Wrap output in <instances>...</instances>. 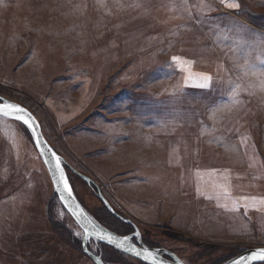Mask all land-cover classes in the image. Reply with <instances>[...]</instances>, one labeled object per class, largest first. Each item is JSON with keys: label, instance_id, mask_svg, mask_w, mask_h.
Wrapping results in <instances>:
<instances>
[{"label": "rangeland", "instance_id": "1", "mask_svg": "<svg viewBox=\"0 0 264 264\" xmlns=\"http://www.w3.org/2000/svg\"><path fill=\"white\" fill-rule=\"evenodd\" d=\"M0 94L91 179L70 174L104 227L98 192L187 264L264 246V0H0ZM82 235L28 129L0 116V264H95Z\"/></svg>", "mask_w": 264, "mask_h": 264}, {"label": "water", "instance_id": "2", "mask_svg": "<svg viewBox=\"0 0 264 264\" xmlns=\"http://www.w3.org/2000/svg\"><path fill=\"white\" fill-rule=\"evenodd\" d=\"M0 101H5V102H11V103H15V104H19L22 107H25L24 105H22L21 103L9 99L7 97H4L0 94ZM29 112L32 113V115L35 117V119L37 120V122L39 123L38 119L36 118V116L34 115V113L29 110L27 107H25ZM0 116L3 117H7V118H11V119H15L14 116H5L2 113H0ZM22 123V122H20ZM27 128V126H25ZM28 129V128H27ZM28 131L30 132V136H31V140L35 146V143L32 139V132L31 130L28 129ZM39 133H40V137L43 141L46 142L47 147H45L43 149L45 155H41L40 153V149H38L36 146V150L38 152V154L40 155L52 182V186L54 191L56 192L57 198L60 201V203L63 205V207L67 210V212L71 215V217L75 220V222L79 225V227L81 228L83 235H82V249L85 252V254L87 256H89L91 258V260L95 263V264H106L104 262V260L101 257V254L94 252L93 250H91L90 248H88L87 246V241L89 237H92L93 239L99 241L100 243L109 245L113 248H115L116 250H119L135 259L141 260L142 262L146 263V264H153V258L152 257H148L147 259H145L144 255H141L140 257H136L135 254L133 252L130 251H126L125 249L132 247L133 245L136 246L137 248H142V249H149L151 251H153L155 253V256L157 257V261L159 260H163L165 262V264H187L185 263L174 251L167 249L165 247H153V246H147L143 241H142V236L141 233L139 231V229L137 228V226L135 225V223L127 218V217H123L120 214H118L113 208L112 206L109 204V202L107 201V199L103 196V194L101 192H98V196L100 197V199L103 201V203L106 205V207L108 208V210L110 212H112L116 217L120 218L122 221L128 222L130 223L133 227L134 230L128 234H120L117 233L107 227H104L103 225H101L99 222H97L90 214L89 212L86 210V208L84 207V205L81 203V201L77 198L74 190H73V198L69 199L66 202H63L60 200V193L57 190L56 186H55V182L53 180V174L51 171V167L49 164L46 163L47 160L51 159V152L48 151V148H51L52 151H54L57 155H59L62 159L63 162V167H64V171L66 173V175L68 176L67 173V169L66 167H68L70 169L71 172H73L74 174H76L77 176L81 177L82 179H84L86 182L90 183L92 182L91 179L83 174L82 172H80L79 170L73 168L72 166H70L65 159L63 158V156L54 148V146L46 139V137L44 136L42 129H41V125L39 123V129H38ZM69 177V176H68ZM70 185L72 186V183L70 181ZM73 187V186H72ZM64 195H67V193H64ZM81 210H83V215H80ZM93 223L99 225L101 228H103L104 233H111L112 236L115 238V240H120L123 239L124 236H129V237H135L136 240L130 239L128 241V244L125 245V248H119L117 246V244L115 242H109L106 239H100L99 237H97L94 233L95 231H97L98 229L93 227ZM87 231L88 236L87 238L85 237V232ZM138 233V235H137ZM260 247H264V246H258V247H251L248 248L246 250L241 251L238 254L233 255L232 257L228 258L227 260H225L224 262L220 263V264H232V260L237 258L239 255H250V253L252 251H254L257 248ZM166 254L168 257L163 256L162 254ZM260 260H256V261H252V263L258 262Z\"/></svg>", "mask_w": 264, "mask_h": 264}, {"label": "snow or ice", "instance_id": "3", "mask_svg": "<svg viewBox=\"0 0 264 264\" xmlns=\"http://www.w3.org/2000/svg\"><path fill=\"white\" fill-rule=\"evenodd\" d=\"M229 8H237L238 5L234 3L228 4ZM174 61H179L180 57H172ZM190 63V62H186ZM202 79L204 80V83L199 85L200 87H208L211 77L207 75H203ZM0 113H2L5 116H14L15 119L18 122H22L21 126H27L29 130L32 132V139L35 143V146L40 149L41 155H45L43 149L47 147L46 142L43 141L40 137V133L38 131L39 129V123L35 119V117L32 115L31 112H29L25 107H22L19 104L11 103V102H5L0 101ZM48 151L51 152V159L47 160L46 163L50 165L51 171L53 174V180L55 182V186L57 190L60 193V200L63 202L68 201L69 199L73 198V187L70 185V179L66 175L63 167L62 159L59 155H57L54 151H52L51 148H48ZM64 193H67V195H64ZM243 199H248L247 197ZM255 201V198H252ZM260 203H264V199H261ZM80 215H83V210H81ZM93 227L98 229L95 231V235L99 237L100 239H106L109 242H115L119 248H125V245L128 244V241L132 239V237L124 236L123 239L115 240V238L112 236L111 233H104L103 228H101L99 225L93 223ZM138 235V233H137ZM88 233L85 232V237L87 238ZM126 251L133 252L136 257H140L141 255H144L145 259L148 257L153 258V264H165L163 260L157 261V257L155 256V253L149 249H142L137 248L136 246H132L130 248L125 249ZM264 261V247H260L255 249L250 253V255H239L237 258L232 260V264H251L252 261Z\"/></svg>", "mask_w": 264, "mask_h": 264}, {"label": "trees", "instance_id": "4", "mask_svg": "<svg viewBox=\"0 0 264 264\" xmlns=\"http://www.w3.org/2000/svg\"><path fill=\"white\" fill-rule=\"evenodd\" d=\"M66 169H67V173H68V176H69V179L71 178V173L72 174H74L73 172H71L70 171V169L68 168V167H66ZM74 175H76V174H74ZM82 203V202H81ZM104 206V205H103ZM100 215V214H99ZM96 218L100 221V222H102V223H104V222H106V223H109V224H111L112 222H113V220L115 221V223H117L116 225H117V227L116 228H114L115 230H116V232L117 233H120V231L121 232H124L125 230H126V227H125V224H126V222H124V221H122L120 218V220L118 219V217H116L112 212H110L109 210H108V208L106 207V206H104L103 208H101V215L100 216H96ZM117 221V222H116ZM122 221V222H121ZM105 223V224H106ZM118 227L121 229L120 231L118 230ZM100 243V242H99ZM100 244H103V243H100ZM104 245H106V244H104ZM107 246H109V245H107ZM109 247H111V246H109ZM111 248H113V247H111ZM113 250L115 251V252H118V253H122V252H120V251H118V250H116V249H114L113 248ZM123 254V253H122ZM103 259V258H102ZM105 262V261H104ZM139 262H141V263H143V264H146V263H144V262H142V261H140L139 260Z\"/></svg>", "mask_w": 264, "mask_h": 264}, {"label": "flooded vegetation", "instance_id": "5", "mask_svg": "<svg viewBox=\"0 0 264 264\" xmlns=\"http://www.w3.org/2000/svg\"><path fill=\"white\" fill-rule=\"evenodd\" d=\"M132 231H133V229H132L131 231H129V232H121V231H120V234H128V233H130V232H132ZM132 239H133V240H136V238H135L134 236L132 237Z\"/></svg>", "mask_w": 264, "mask_h": 264}, {"label": "bare ground", "instance_id": "6", "mask_svg": "<svg viewBox=\"0 0 264 264\" xmlns=\"http://www.w3.org/2000/svg\"><path fill=\"white\" fill-rule=\"evenodd\" d=\"M39 121V120H38ZM40 123V122H39ZM41 125V124H40Z\"/></svg>", "mask_w": 264, "mask_h": 264}, {"label": "crops", "instance_id": "7", "mask_svg": "<svg viewBox=\"0 0 264 264\" xmlns=\"http://www.w3.org/2000/svg\"><path fill=\"white\" fill-rule=\"evenodd\" d=\"M14 120V119H13Z\"/></svg>", "mask_w": 264, "mask_h": 264}]
</instances>
